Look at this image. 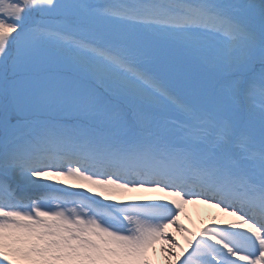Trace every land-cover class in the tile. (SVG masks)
Instances as JSON below:
<instances>
[{"label":"snow or ice","instance_id":"1","mask_svg":"<svg viewBox=\"0 0 264 264\" xmlns=\"http://www.w3.org/2000/svg\"><path fill=\"white\" fill-rule=\"evenodd\" d=\"M160 257L264 264V0H0V264Z\"/></svg>","mask_w":264,"mask_h":264},{"label":"bare ground","instance_id":"2","mask_svg":"<svg viewBox=\"0 0 264 264\" xmlns=\"http://www.w3.org/2000/svg\"><path fill=\"white\" fill-rule=\"evenodd\" d=\"M42 183L47 184V181H43ZM58 187H60L58 185ZM43 191V190H42ZM132 195H147V194H140L135 193ZM127 200V198H124ZM235 220V217L228 216L224 213H221L216 208H211L208 205L202 204V203H196V204H188L185 205V210L181 214L180 217V223L183 224L186 228L191 229L192 231H196L197 229H200L204 226L208 227H214L210 223L211 222H219L222 225L228 226L229 222ZM170 234L175 235L176 239L180 242L181 245L185 244L184 237L176 231L175 228L169 229ZM199 239V237H197ZM195 243V241H193ZM191 251V249H189ZM187 255V253H185ZM183 259V257H181ZM159 264H165L162 257H160ZM179 264V261L177 262Z\"/></svg>","mask_w":264,"mask_h":264},{"label":"rangeland","instance_id":"3","mask_svg":"<svg viewBox=\"0 0 264 264\" xmlns=\"http://www.w3.org/2000/svg\"><path fill=\"white\" fill-rule=\"evenodd\" d=\"M99 2H100V3H104V2H105V0H99Z\"/></svg>","mask_w":264,"mask_h":264}]
</instances>
